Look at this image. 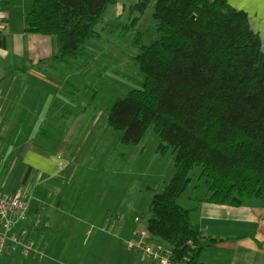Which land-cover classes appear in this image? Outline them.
<instances>
[{
    "label": "trees",
    "instance_id": "obj_1",
    "mask_svg": "<svg viewBox=\"0 0 264 264\" xmlns=\"http://www.w3.org/2000/svg\"><path fill=\"white\" fill-rule=\"evenodd\" d=\"M118 1L33 0L26 30L58 38L53 60H77ZM149 1L138 4L142 14ZM153 19L158 37L140 45L135 58L142 85L114 103L108 122L125 145L138 144L153 127L163 150L173 149V176L151 200L147 231L171 248L172 264H201L205 249L221 239L201 231L197 205L178 203L192 170L201 168L208 188L198 202L264 201V50L248 14L228 0H156Z\"/></svg>",
    "mask_w": 264,
    "mask_h": 264
},
{
    "label": "crops",
    "instance_id": "obj_2",
    "mask_svg": "<svg viewBox=\"0 0 264 264\" xmlns=\"http://www.w3.org/2000/svg\"><path fill=\"white\" fill-rule=\"evenodd\" d=\"M228 2L248 14L264 50V5L259 0ZM32 5L33 0H0L4 23L0 36V188L22 193L28 204L27 218L14 233L22 235L26 230L34 242L28 255L7 253L0 264H150L138 258L136 249L125 246L127 241H142V237L133 236L134 230H147L143 215L135 213L129 219L139 194L125 215L120 212L123 205L119 210L102 208L107 193L93 204L83 179L72 176L80 151L73 143L78 122L76 129L60 131L51 143L41 127L52 115L61 121L70 119L73 126L72 113L47 111L46 89L74 87L77 92L73 78L78 71L69 69L60 77L59 63L65 61L53 60L60 53L58 38L26 30L25 18ZM79 116L76 114L78 120ZM29 121H35L37 132H31ZM34 136L44 140L37 142ZM26 172L29 176L23 183ZM192 200L198 206L201 231L221 239L205 249L201 264H264V201L252 197L235 207L198 202L196 197ZM2 229L0 220V232ZM147 241L159 243L152 236Z\"/></svg>",
    "mask_w": 264,
    "mask_h": 264
},
{
    "label": "rangeland",
    "instance_id": "obj_3",
    "mask_svg": "<svg viewBox=\"0 0 264 264\" xmlns=\"http://www.w3.org/2000/svg\"><path fill=\"white\" fill-rule=\"evenodd\" d=\"M143 1L119 0L111 5L95 27L98 38L86 44L83 56L71 62L59 63L60 77L62 73L65 76L69 69L78 71L73 78L76 79L77 83H73L78 91L74 87L64 90L47 87L45 105L48 112H52L49 111L52 109L62 114L72 113L73 126L70 119L61 121L54 115L41 123L51 143L60 131L67 129L72 132V129H76L74 124L78 122L73 143L80 151L72 176L83 179V188L86 187L90 193L93 204L97 205L101 196L107 193L105 201L101 203L102 208L112 206L119 210L123 205L120 211L123 215L134 196L139 194L129 219L135 213L143 215L145 219L151 216L149 206L154 193L163 189L174 172V151L172 148L163 150V141L153 127L138 144L125 145L121 142L122 132L115 130L108 122L114 103L142 85L144 74L135 60L141 52L140 45H150L158 37L153 19L156 0H150L142 14L140 8ZM136 18H139L138 22L133 23ZM69 92L74 94L70 95ZM76 114L80 115L79 120ZM34 122H28L32 133L39 130V127L33 128ZM34 137L37 142L44 140L41 136ZM200 174V167L192 170L191 184L178 200L184 208L196 205L192 198H203L208 194L206 181L200 178Z\"/></svg>",
    "mask_w": 264,
    "mask_h": 264
},
{
    "label": "built area",
    "instance_id": "obj_4",
    "mask_svg": "<svg viewBox=\"0 0 264 264\" xmlns=\"http://www.w3.org/2000/svg\"><path fill=\"white\" fill-rule=\"evenodd\" d=\"M3 29L4 23L0 18V36ZM27 211L28 204L20 191L11 193L0 188V220L3 226L0 232V261L7 253L19 251L23 256H26L33 250L34 242L28 237L26 230H23L22 235L14 233L19 224L27 218ZM135 220L139 221L140 219L136 217ZM132 234L143 238L137 244L131 241L126 242L129 249H136V254L141 261L147 260L150 264H172L173 252L171 248L162 243L147 241L151 238L147 230L136 229Z\"/></svg>",
    "mask_w": 264,
    "mask_h": 264
},
{
    "label": "snow or ice",
    "instance_id": "obj_5",
    "mask_svg": "<svg viewBox=\"0 0 264 264\" xmlns=\"http://www.w3.org/2000/svg\"><path fill=\"white\" fill-rule=\"evenodd\" d=\"M259 2H260L262 5H264V0H259Z\"/></svg>",
    "mask_w": 264,
    "mask_h": 264
}]
</instances>
